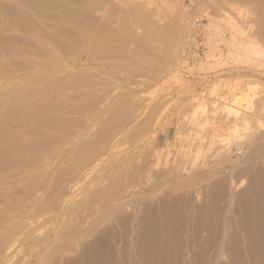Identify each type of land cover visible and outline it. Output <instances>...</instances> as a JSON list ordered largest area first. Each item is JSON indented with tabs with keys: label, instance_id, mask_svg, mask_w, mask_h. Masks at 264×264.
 Returning a JSON list of instances; mask_svg holds the SVG:
<instances>
[{
	"label": "rangeland",
	"instance_id": "obj_1",
	"mask_svg": "<svg viewBox=\"0 0 264 264\" xmlns=\"http://www.w3.org/2000/svg\"><path fill=\"white\" fill-rule=\"evenodd\" d=\"M261 1L0 0V264H209L264 234Z\"/></svg>",
	"mask_w": 264,
	"mask_h": 264
},
{
	"label": "bare ground",
	"instance_id": "obj_2",
	"mask_svg": "<svg viewBox=\"0 0 264 264\" xmlns=\"http://www.w3.org/2000/svg\"><path fill=\"white\" fill-rule=\"evenodd\" d=\"M94 1V0H93ZM252 1V0H251ZM257 1V0H255ZM264 1V0H263ZM263 1H261L263 3ZM64 5V4H63ZM125 7V6H124ZM67 8V7H66ZM260 21V20H259ZM263 22V21H262ZM97 25V24H95ZM102 26V25H101ZM105 26V25H104ZM106 30V29H105ZM106 32V31H105ZM115 32V31H114ZM185 34V33H184ZM132 35V34H131ZM129 37V36H128ZM131 37V36H130ZM86 39V38H85ZM124 44V43H123ZM135 50V49H134ZM91 52V51H90ZM141 53V52H140ZM139 53V54H140ZM110 65V64H109ZM111 67V66H110ZM136 67V66H135ZM144 70V69H143ZM73 77V76H72ZM74 79V78H73ZM78 80V79H77ZM61 82V81H60ZM66 82V81H65ZM71 82V81H70ZM78 82V81H77ZM73 83V82H72ZM65 86V85H64ZM73 86V85H72ZM67 89V88H66ZM76 89V88H75ZM70 90V89H69ZM28 91V90H27ZM31 93V92H30ZM21 94V93H20ZM29 94V93H28ZM32 95V94H31ZM39 95V94H38ZM80 95V94H79ZM109 95V94H108ZM34 98V97H32ZM76 98V97H75ZM85 98V95L84 97ZM262 98H263V95H262ZM64 100V99H63ZM85 100V99H84ZM39 101V100H38ZM58 101V100H57ZM67 101V99H66ZM97 101V100H96ZM63 103V101H62ZM2 104V103H1ZM0 104V105H1ZM28 105V104H27ZM26 105V106H27ZM46 104H44V107ZM55 105V104H54ZM92 105V104H91ZM10 106V105H9ZM50 106V105H49ZM97 106V105H96ZM1 107V106H0ZM73 107V106H72ZM83 107V106H82ZM13 108V107H12ZM41 108V107H39ZM38 108V109H39ZM43 108V107H42ZM54 109V108H53ZM58 110V109H57ZM75 110V109H74ZM81 110V109H80ZM83 110V109H82ZM6 111V110H5ZM11 111V110H10ZM18 111V110H17ZM38 111V110H36ZM69 111V110H68ZM73 111V110H72ZM103 111V110H102ZM84 112V110H83ZM82 112V113H83ZM9 113V112H8ZM13 113V112H12ZM20 113V112H19ZM35 113V111H34ZM60 113V112H59ZM22 114V113H21ZM20 114V116H21ZM31 114V113H30ZM39 114V113H37ZM81 114V113H80ZM5 115V114H4ZM3 115V116H4ZM32 115V114H31ZM12 116V115H11ZM40 116V115H39ZM37 116V117H39ZM115 116V115H113ZM6 117V116H5ZM19 117V116H18ZM35 117V116H34ZM260 117V116H259ZM9 118V117H8ZM46 118V117H45ZM255 118V117H254ZM35 119V118H34ZM51 119V118H50ZM22 120V119H21ZM31 120V119H30ZM22 122V121H21ZM50 122V121H49ZM63 124V123H62ZM38 125V124H37ZM51 125V124H50ZM80 125V124H79ZM48 126V125H47ZM77 126V125H76ZM81 127V125H80ZM107 127V126H106ZM72 128V127H71ZM99 129V128H98ZM105 129V128H104ZM102 131V130H101ZM6 132V131H5ZM16 132V131H15ZM7 133V132H6ZM35 133V132H34ZM108 133V132H107ZM106 133V134H107ZM38 134V133H37ZM9 135V134H8ZM40 135V134H39ZM73 135V134H72ZM20 136V135H19ZM30 136V134H29ZM106 136V135H105ZM18 137V136H17ZM37 137V136H36ZM90 138V137H89ZM97 138V137H96ZM108 138V137H107ZM6 139V138H5ZM91 139V138H90ZM134 140V139H133ZM84 144V143H83ZM49 145V144H48ZM51 145V144H50ZM84 146V145H83ZM93 146V145H92ZM21 149V148H20ZM264 149V148H263ZM36 150V149H35ZM76 151V150H75ZM2 152V151H0ZM20 152V151H19ZM77 152V151H76ZM31 153V152H30ZM78 156V155H77ZM35 159V158H34ZM20 160V159H19ZM39 163V162H38ZM9 169V168H8ZM253 169V168H252ZM251 169V170H252ZM258 169V168H257ZM7 171V170H6ZM244 173V172H243ZM259 173V172H258ZM264 174V172H262ZM262 173H259L257 175V177H262L263 174ZM17 174V173H16ZM15 176V175H14ZM241 176V175H240ZM251 176V175H250ZM158 177V176H157ZM243 177V176H242ZM197 178V177H196ZM203 178V177H202ZM241 178V177H240ZM255 178V176H254ZM264 178V177H263ZM261 179V178H260ZM1 180V179H0ZM251 181V180H250ZM253 181V180H252ZM254 183V182H253ZM198 185V183H196ZM215 185V184H214ZM217 185V184H216ZM228 185V184H226ZM254 185V184H253ZM184 186V185H183ZM32 187V186H31ZM210 187V186H209ZM214 188V187H213ZM252 188V187H251ZM263 189V188H262ZM259 190V189H258ZM257 190V191H258ZM211 191V190H210ZM223 191V190H222ZM263 191V190H262ZM241 192V191H240ZM228 193V192H227ZM263 194V192H261ZM243 194V193H242ZM258 194H259V191H258ZM264 195V194H263ZM194 196V195H193ZM225 196V195H224ZM260 196V194H259ZM258 196V198H259ZM262 196V195H261ZM247 197V196H246ZM251 206L254 205V198L251 197ZM165 201V200H164ZM260 201V200H259ZM230 202V201H229ZM257 202V201H256ZM253 203V204H252ZM207 204V203H206ZM257 204V203H256ZM255 204V205H256ZM260 204V203H258ZM143 205V204H142ZM202 205V204H201ZM164 206V204H163ZM247 206V205H246ZM249 206V205H248ZM162 207V206H161ZM244 207V206H243ZM263 207V206H262ZM187 209V208H186ZM160 210V209H159ZM243 210V208H242ZM249 210V209H248ZM256 210V209H255ZM258 211V210H257ZM260 211V210H259ZM186 212V211H185ZM201 212V211H200ZM208 213V212H207ZM261 213V212H260ZM255 214H256V211H255ZM239 215V214H238ZM244 215V214H243ZM257 217V216H256ZM162 218V217H161ZM211 218V217H210ZM214 218V217H213ZM250 218V217H249ZM189 219V218H188ZM247 219V218H246ZM251 219V218H250ZM256 218L255 217H252V220H255ZM168 220V219H167ZM174 220V219H173ZM185 220V218H184ZM208 220V219H207ZM219 220V219H218ZM241 220V219H240ZM264 220V219H263ZM174 221H177V220H174ZM188 221V220H187ZM217 221V220H216ZM246 221V220H245ZM121 222V221H120ZM148 222V221H147ZM168 223V222H167ZM185 223V222H184ZM203 223V222H202ZM260 223V222H259ZM180 224V223H179ZM198 224V223H197ZM234 224V223H233ZM201 225V224H200ZM220 225V224H219ZM154 226V225H153ZM158 226V225H157ZM181 226V225H180ZM252 226V225H251ZM233 227V226H232ZM128 228V227H127ZM184 228V227H183ZM197 228V227H196ZM195 228V229H196ZM201 228V227H200ZM239 228V227H238ZM81 229V228H80ZM221 229V228H220ZM250 229V228H249ZM249 229L247 231H249ZM124 230V229H123ZM164 230V229H163ZM173 230V229H172ZM182 230V229H181ZM189 230V229H188ZM245 230V229H244ZM254 230V229H253ZM264 230V229H263ZM155 231V230H154ZM190 231V230H189ZM192 231V230H191ZM209 231V229H208ZM214 231V230H213ZM128 232V231H127ZM170 232V231H169ZM199 232V231H198ZM245 232V231H244ZM252 232V231H251ZM219 233V232H218ZM222 233V232H221ZM259 233V232H258ZM147 234V233H146ZM150 234V233H149ZM173 234V233H172ZM174 235V234H173ZM201 235V234H200ZM235 235V234H233ZM247 235V234H246ZM99 236V235H98ZM203 236V235H202ZM211 236V235H210ZM215 236V235H214ZM146 237V236H145ZM152 237V236H151ZM239 237V236H238ZM248 239V243H249V246H248V249L244 250V248L241 246L238 238L235 236L233 237H229L227 241H225L223 238L219 241L218 245H217V248L213 251L211 257H210V260H207L209 261V264H264V234L263 232L262 233H259V234H253V233H249L248 232V235H247ZM104 238V237H103ZM149 238V237H148ZM160 238V237H159ZM166 238V237H165ZM164 238V239H165ZM172 238V237H171ZM240 238V237H239ZM118 239V238H117ZM142 239V237H141ZM150 239V238H149ZM158 239V238H157ZM170 239V238H169ZM177 239V238H175ZM245 239V238H244ZM201 240V239H200ZM216 240V239H215ZM166 241V240H165ZM134 242V241H133ZM148 242V241H147ZM168 242V241H167ZM213 242V241H212ZM242 242V241H241ZM157 243V242H156ZM209 243V242H208ZM107 244V243H106ZM150 244V243H149ZM175 244H178V243H175ZM180 244V243H179ZM162 245V244H161ZM189 245V244H188ZM197 245V244H196ZM213 245V244H212ZM146 246V245H145ZM171 246V245H170ZM209 246V245H208ZM215 246V245H214ZM247 246V245H246ZM90 247V246H89ZM160 247V246H159ZM60 248V247H59ZM92 248V247H91ZM96 248V247H95ZM166 248V247H165ZM124 249V248H123ZM139 249V248H138ZM161 249V248H160ZM167 249V248H166ZM205 249V248H204ZM127 250V249H126ZM142 250V248H141ZM90 251V250H89ZM134 251V250H133ZM194 251V250H193ZM192 252V251H191ZM201 252V250L199 251ZM140 253V252H139ZM169 253V251H168ZM178 253V251H177ZM172 254V253H171ZM85 255V254H84ZM131 255V254H130ZM150 255V254H149ZM208 255V254H207ZM187 256V255H186ZM202 256V255H201ZM93 257V256H92ZM115 257V256H114ZM142 257V256H141ZM150 257V256H149ZM148 257V258H149ZM158 257V256H156ZM153 258V261L154 263H159V257L156 259ZM169 258V256H167ZM191 257V256H190ZM90 258V257H89ZM102 258V257H101ZM144 258H146L145 260H147V256H145ZM196 258V257H195ZM193 259V258H192ZM200 259V258H199ZM88 260V259H87ZM100 260V259H99ZM120 260H123V259H120ZM97 261V260H96ZM111 261V260H110ZM126 261V260H125ZM130 261V260H129ZM134 261V260H133ZM163 261V260H162ZM193 261H196L195 259ZM161 262V261H160ZM109 263V261H108ZM130 263V262H129ZM147 263V262H145ZM197 263V262H196ZM93 264V263H92ZM107 264V263H106ZM142 264V263H141ZM153 264V263H152ZM162 264V262H161ZM181 264V263H179ZM191 264V263H190ZM195 264V262L193 263Z\"/></svg>",
	"mask_w": 264,
	"mask_h": 264
},
{
	"label": "built area",
	"instance_id": "obj_3",
	"mask_svg": "<svg viewBox=\"0 0 264 264\" xmlns=\"http://www.w3.org/2000/svg\"><path fill=\"white\" fill-rule=\"evenodd\" d=\"M204 28L202 20L198 17H193L188 21L185 47L182 53L186 64L194 65L204 57Z\"/></svg>",
	"mask_w": 264,
	"mask_h": 264
}]
</instances>
